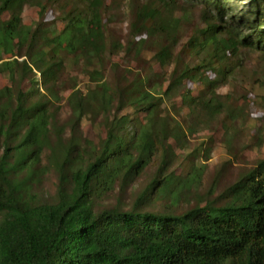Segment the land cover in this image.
I'll use <instances>...</instances> for the list:
<instances>
[{"label": "trees", "instance_id": "1", "mask_svg": "<svg viewBox=\"0 0 264 264\" xmlns=\"http://www.w3.org/2000/svg\"><path fill=\"white\" fill-rule=\"evenodd\" d=\"M241 1L247 9L234 0H0V73L13 74L0 89V264H264V158L182 212L186 177L168 170L170 140H187L170 101L189 111L192 129L223 116L234 131L244 115L232 93L218 92L247 53L264 59V0ZM123 18L124 37L112 28ZM67 58L92 82L68 97ZM65 100L70 146L54 127ZM103 115L106 137L95 144L82 124ZM48 150L59 177L50 201L29 189Z\"/></svg>", "mask_w": 264, "mask_h": 264}, {"label": "rangeland", "instance_id": "2", "mask_svg": "<svg viewBox=\"0 0 264 264\" xmlns=\"http://www.w3.org/2000/svg\"><path fill=\"white\" fill-rule=\"evenodd\" d=\"M234 3L244 9L248 8L247 2L234 0ZM24 17L26 21L28 19L35 20L37 17L36 10L29 8ZM52 17L51 15L50 19ZM112 28L124 37L122 32H125L127 28L126 18L113 23ZM184 31H190V26H186ZM246 55L243 68L238 70L235 79L218 90L223 95L232 93L234 108L242 109L240 112H244V115L241 114V118H236L232 123L233 128H235L234 131L230 130L229 124L223 116L210 126L199 124L192 129L189 111L181 106L177 100L168 103V107L173 113L175 109L179 112L178 118L187 133L186 141L174 138L170 140L174 155L169 159L168 170L175 172L176 180L186 177V186L183 182L180 187L185 189L184 197L176 204L179 212L189 209L197 202H200L202 206L206 205L210 199L222 194L244 172L256 166L258 161L264 158V59L256 52H250ZM151 56L152 54H147L148 58ZM66 61L68 73L73 79L67 86L66 97H68L74 91L72 85L75 83H77L78 89L86 91L92 82L88 75L83 74L76 67L74 59L67 58ZM12 78V72L7 69L0 73V89L11 86ZM105 81H111L109 74L106 75ZM189 86L195 90V95L201 88L191 82ZM54 116L55 134L61 135V140L66 145H72L70 123L73 119V111L66 100L57 104ZM105 122L106 117L104 115L99 117L96 124L85 120L82 124L83 136L98 144L106 137ZM243 127L244 129H242ZM258 129H261L260 139L262 138V140L256 137ZM56 143V136L53 135L52 145H56ZM49 154L48 150L43 155L39 164V171L32 179L33 183L29 189L39 198L50 201L57 194L59 177L56 166L49 159ZM154 169L153 167V169L147 170L148 172L138 181L137 188L148 182ZM24 175L25 172L20 177ZM193 177L195 181L192 183L190 179ZM130 191L133 192V189ZM128 200L129 198H126V202ZM106 202L116 203L114 197Z\"/></svg>", "mask_w": 264, "mask_h": 264}]
</instances>
